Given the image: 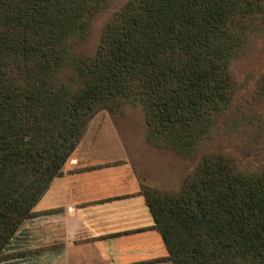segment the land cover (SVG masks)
I'll list each match as a JSON object with an SVG mask.
<instances>
[{"label":"trees","instance_id":"trees-1","mask_svg":"<svg viewBox=\"0 0 264 264\" xmlns=\"http://www.w3.org/2000/svg\"><path fill=\"white\" fill-rule=\"evenodd\" d=\"M110 0H0V261L102 111L141 107L191 157L232 101L230 64L264 0H130L94 58L73 55ZM173 264H264V169L205 156L180 190L142 187Z\"/></svg>","mask_w":264,"mask_h":264},{"label":"crops","instance_id":"crops-1","mask_svg":"<svg viewBox=\"0 0 264 264\" xmlns=\"http://www.w3.org/2000/svg\"><path fill=\"white\" fill-rule=\"evenodd\" d=\"M114 125L92 122L0 264H173Z\"/></svg>","mask_w":264,"mask_h":264},{"label":"rangeland","instance_id":"rangeland-1","mask_svg":"<svg viewBox=\"0 0 264 264\" xmlns=\"http://www.w3.org/2000/svg\"><path fill=\"white\" fill-rule=\"evenodd\" d=\"M129 1L110 0L107 6L91 15L85 39L73 40L75 58L88 59L96 56L106 24ZM230 71L234 82L232 101L224 109L222 116L216 118L211 135L199 144L191 157L154 145L149 139L144 111L138 106H128L121 111H102L89 125L92 122H109L116 127L127 152L133 158L132 163L141 176L142 187L145 189L168 193L180 190L185 178L201 160L214 154L231 157L243 170H262L264 16L250 25L246 42L231 62Z\"/></svg>","mask_w":264,"mask_h":264}]
</instances>
